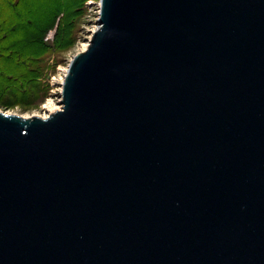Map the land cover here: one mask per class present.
Masks as SVG:
<instances>
[{
	"label": "water",
	"instance_id": "1",
	"mask_svg": "<svg viewBox=\"0 0 264 264\" xmlns=\"http://www.w3.org/2000/svg\"><path fill=\"white\" fill-rule=\"evenodd\" d=\"M62 109L0 112V264H264V0H101Z\"/></svg>",
	"mask_w": 264,
	"mask_h": 264
},
{
	"label": "rangeland",
	"instance_id": "2",
	"mask_svg": "<svg viewBox=\"0 0 264 264\" xmlns=\"http://www.w3.org/2000/svg\"><path fill=\"white\" fill-rule=\"evenodd\" d=\"M7 1L15 13L0 2V112L42 118L62 109L70 64L100 28L101 0Z\"/></svg>",
	"mask_w": 264,
	"mask_h": 264
},
{
	"label": "bare ground",
	"instance_id": "3",
	"mask_svg": "<svg viewBox=\"0 0 264 264\" xmlns=\"http://www.w3.org/2000/svg\"><path fill=\"white\" fill-rule=\"evenodd\" d=\"M98 29H99V27H98ZM97 30L95 29L94 32H96ZM83 47L86 50V48L88 47V44H84ZM50 107L51 108L48 109V112H46V114L42 118H48L51 114L55 113L58 109H60L59 107H52V106H50Z\"/></svg>",
	"mask_w": 264,
	"mask_h": 264
},
{
	"label": "trees",
	"instance_id": "4",
	"mask_svg": "<svg viewBox=\"0 0 264 264\" xmlns=\"http://www.w3.org/2000/svg\"><path fill=\"white\" fill-rule=\"evenodd\" d=\"M0 2L4 3L6 5V8H7L9 13H15L14 9L11 6H10V8L7 7L8 3H9L7 0H4V1L0 0ZM0 26H2V25H0Z\"/></svg>",
	"mask_w": 264,
	"mask_h": 264
},
{
	"label": "built area",
	"instance_id": "5",
	"mask_svg": "<svg viewBox=\"0 0 264 264\" xmlns=\"http://www.w3.org/2000/svg\"><path fill=\"white\" fill-rule=\"evenodd\" d=\"M95 33V32H94ZM54 31H51V32H49L48 33V35H47V40H52V39H54Z\"/></svg>",
	"mask_w": 264,
	"mask_h": 264
}]
</instances>
